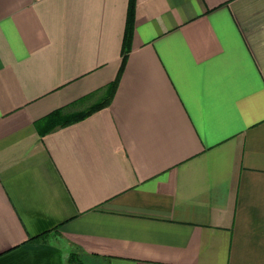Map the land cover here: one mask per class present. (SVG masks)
<instances>
[{"label":"crops","instance_id":"crops-1","mask_svg":"<svg viewBox=\"0 0 264 264\" xmlns=\"http://www.w3.org/2000/svg\"><path fill=\"white\" fill-rule=\"evenodd\" d=\"M0 264H264V0H0Z\"/></svg>","mask_w":264,"mask_h":264},{"label":"trees","instance_id":"trees-1","mask_svg":"<svg viewBox=\"0 0 264 264\" xmlns=\"http://www.w3.org/2000/svg\"><path fill=\"white\" fill-rule=\"evenodd\" d=\"M133 17H134V5L132 4L130 8L128 26H127L124 48H123L122 69L124 67L127 55L131 47L133 29H134ZM118 82L119 79L116 80L113 84H111L107 88H105L104 90L100 91L99 93L100 94L102 93V95L98 99V101H96L94 104L90 105L89 107L81 111L70 112L68 110L59 109L51 113L47 118H45L42 122L38 124L40 126V129H42L41 135L44 136L45 134L50 133L56 129L83 121L89 118L90 116H92L93 114L97 113L98 111L109 107L114 98Z\"/></svg>","mask_w":264,"mask_h":264}]
</instances>
